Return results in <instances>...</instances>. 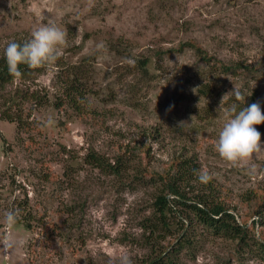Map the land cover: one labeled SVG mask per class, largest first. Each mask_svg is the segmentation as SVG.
<instances>
[{"label": "rangeland", "instance_id": "rangeland-1", "mask_svg": "<svg viewBox=\"0 0 264 264\" xmlns=\"http://www.w3.org/2000/svg\"><path fill=\"white\" fill-rule=\"evenodd\" d=\"M49 23L67 34L59 58L0 92V105L19 87L49 100L29 99L19 109L31 129L0 112V239L15 241L0 245V264H120L124 253L133 264L160 255L169 264H264L255 240L248 246L196 222L177 251L175 237L162 240L147 222L161 188L149 172L191 158L199 171L183 191L209 192V180L199 179L207 170L214 196L249 217L248 226L258 220L254 234L264 238V151L233 164L214 147L234 88L245 98L256 89L264 113V77L244 85L240 77L201 73L194 49L165 52L193 40L226 63L263 62L264 0H0V57L8 42H26ZM139 53L159 60L154 79L135 65ZM76 64L93 90L80 114L53 105ZM202 74L212 82L209 96L197 91ZM256 128L264 146V127ZM89 152L113 164L123 156L127 168L97 167L86 161ZM11 210L18 218L8 225Z\"/></svg>", "mask_w": 264, "mask_h": 264}, {"label": "trees", "instance_id": "trees-1", "mask_svg": "<svg viewBox=\"0 0 264 264\" xmlns=\"http://www.w3.org/2000/svg\"><path fill=\"white\" fill-rule=\"evenodd\" d=\"M17 42L23 43V41ZM121 48L122 49L120 50L122 52H131L127 46H121ZM186 49H194L197 54L201 56L204 63L199 69L201 73L210 72L217 76L224 74L233 77H240V79L244 81V85H250V80L252 78L258 80L259 78L264 77V61L252 64H245L241 61L226 63L219 58L210 55L193 40L181 42L178 47L173 48V50H165V52H182ZM132 58L143 75L148 76L150 80L155 78L153 70L160 69L158 59L143 53L134 54ZM40 68L41 67L30 69L27 65L20 64V75H12L8 71L6 59L4 58V54H2L0 57V92L3 93L8 85L13 83L15 79L19 77H29ZM83 70V64H76L70 68V80H68V83L66 84V89L63 92L64 94H62L63 97L58 98L60 97L58 96L53 104L56 108H61L63 103L68 104L77 112V114L83 113L84 110L89 109L91 105L88 106L90 102L89 98L86 97L93 93V90L91 86L89 87V85L85 84L88 77ZM202 77L203 74L200 75V85L198 86L197 91L204 96H209L213 91L212 82L210 80L203 82L204 80ZM258 95L259 93L256 89L250 97L245 98L243 96L244 99L242 100H236L235 96L232 94L225 104L230 109L235 106L236 110L239 111L243 107L257 103ZM44 97L40 92H25L23 91V88L19 87L7 98L8 104L0 105V112L4 118L17 120L18 123H20V126L23 127L24 125L25 128L30 127L31 129L33 123L31 125L27 124L28 120L24 118L22 115L23 113L19 111V109H23V104H25L26 101H29V99L36 105L44 106L49 102V100H46V96ZM12 107H15V112L17 113H13L14 110H12ZM255 127H264V123L255 125ZM136 149H138V147L134 146L132 152H135ZM85 159L88 163L96 165L97 167L103 169L111 168L115 173H119L120 171L118 165L125 169L128 164V160L123 158V156H119L115 164H113L96 152H89ZM198 171L197 164L193 159L175 157L171 161L169 169L164 173L157 171L149 172L152 180L161 185L154 202V212L152 216L147 219L148 225H150L148 227H150L151 232L158 235V237L160 236L162 240L175 237V241L178 240L175 247H177V251H180L178 249L184 247V241L188 239L187 232L191 228L193 229V224L197 222L213 229L218 235L227 236L238 241L240 240L241 242H245L248 246H251L255 240V245L258 247L264 258V238L260 239L254 234L256 223L259 221L253 220L248 226L249 217L244 218L241 214H237L226 206L223 199L214 196L213 189L215 186L213 185L212 180H209L206 184V187L210 189L209 192L189 196L183 191L182 185L186 182L188 183L193 177H197ZM258 192L259 191H257V193ZM239 218L241 220H239ZM26 226L31 228V223L27 222ZM251 231L253 234L250 233ZM182 236H184V238H182ZM248 240H252L253 242H248ZM166 257L167 255L157 256L151 260L149 264L172 263L171 259L169 262H164Z\"/></svg>", "mask_w": 264, "mask_h": 264}, {"label": "clouds", "instance_id": "clouds-1", "mask_svg": "<svg viewBox=\"0 0 264 264\" xmlns=\"http://www.w3.org/2000/svg\"><path fill=\"white\" fill-rule=\"evenodd\" d=\"M67 45L66 32L54 23L42 24L31 33V39L23 43L10 41L4 49V58L8 71L12 75H20L19 65L25 64L30 69L54 63L61 54V49ZM232 94L236 100L244 99L239 89L234 88ZM182 123V122H181ZM264 123V113L258 103L243 107L239 111L233 106L229 118L218 133L215 150L219 156L230 163L247 162L254 154L264 151L261 143V133L255 125ZM212 177L207 170H200L199 179L207 182ZM18 212L11 210L5 213L8 225L15 223ZM15 241L11 236L0 239V245L11 248ZM120 264H133L131 257L124 253L119 257Z\"/></svg>", "mask_w": 264, "mask_h": 264}]
</instances>
